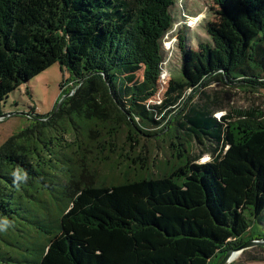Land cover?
<instances>
[{
	"label": "trees",
	"instance_id": "obj_1",
	"mask_svg": "<svg viewBox=\"0 0 264 264\" xmlns=\"http://www.w3.org/2000/svg\"><path fill=\"white\" fill-rule=\"evenodd\" d=\"M215 2L225 24L211 30L213 43L182 46L186 84L171 82L165 100L148 105L175 0H0V118L12 92L56 63L78 87L56 114L37 116L0 147V264H219L264 239L260 109L216 118L210 101L183 104L178 125L211 159L200 163L179 144L178 167L156 178L108 183L67 157L88 123L112 119L110 139L123 124L138 137L161 127L189 89H264V0ZM137 68L152 93H121Z\"/></svg>",
	"mask_w": 264,
	"mask_h": 264
},
{
	"label": "rangeland",
	"instance_id": "obj_2",
	"mask_svg": "<svg viewBox=\"0 0 264 264\" xmlns=\"http://www.w3.org/2000/svg\"><path fill=\"white\" fill-rule=\"evenodd\" d=\"M221 12L222 9L215 0H175L171 9V29L161 41L162 63L155 92L152 93V87L145 81L141 68L133 70L124 80H120L119 91L123 93L124 87L136 90L140 96L152 93L148 105H160L165 100V93L171 82L186 84L182 72L181 47L197 50L200 44L213 43L211 30L219 29L225 24ZM71 78L72 73L62 71L61 65L56 63L12 92L1 107L3 115L6 116L0 118V147L13 135L35 124L37 116L54 113L64 99L59 111L64 101L78 88L73 82H69ZM66 82L69 83L63 88L62 85ZM261 89L252 94L238 85L233 87L220 82L204 86L200 92L189 89L182 96L177 108H172L174 110H171L172 113L165 118L161 127L138 137L132 136L129 128H125L123 124L119 134L110 139L108 134L115 128L112 119L105 126L88 123V128L81 129L78 135V145L83 150L78 152L79 146L76 145L71 153L67 149V157L73 159L74 165L78 164V158H83L84 165L90 172L87 176L93 175L96 180L104 179L108 183L133 180L140 176L156 178L170 173L180 164L179 150L185 155L184 149H187L194 157H201L200 163L208 162L211 157L205 154L207 148L178 125L185 121L182 117L185 111L178 114V109L183 104L202 105L210 101L216 118L230 114L237 119L241 113L254 109L264 112V89ZM167 124L169 126L165 129ZM133 137L137 143L131 142ZM67 139L73 140L70 136ZM179 144L184 145V149ZM80 171L79 178L82 174L81 169ZM253 230L258 233L261 226H253ZM259 247L245 250L231 264H264V251ZM253 256H258L261 260H250Z\"/></svg>",
	"mask_w": 264,
	"mask_h": 264
},
{
	"label": "water",
	"instance_id": "obj_3",
	"mask_svg": "<svg viewBox=\"0 0 264 264\" xmlns=\"http://www.w3.org/2000/svg\"><path fill=\"white\" fill-rule=\"evenodd\" d=\"M105 80L107 81L106 78H105ZM63 100L59 103V105L57 106V108L54 111L53 115L57 113V111L60 108L61 103L63 102ZM5 116L6 115H4L3 117H5ZM258 246L264 248V239H254V240H250V241L244 243L243 245H241L240 247L234 248V249L228 251L227 253H225L224 257L222 258V260L220 261L219 264H231L232 261L235 259V257H234L235 254H238V256H239L245 250L251 249L253 247H258Z\"/></svg>",
	"mask_w": 264,
	"mask_h": 264
},
{
	"label": "bare ground",
	"instance_id": "obj_4",
	"mask_svg": "<svg viewBox=\"0 0 264 264\" xmlns=\"http://www.w3.org/2000/svg\"><path fill=\"white\" fill-rule=\"evenodd\" d=\"M234 257H235V259H236V258L238 257V254H235V256H234Z\"/></svg>",
	"mask_w": 264,
	"mask_h": 264
}]
</instances>
